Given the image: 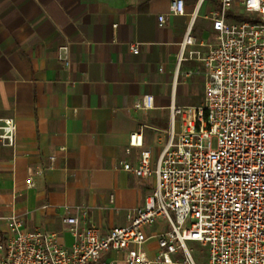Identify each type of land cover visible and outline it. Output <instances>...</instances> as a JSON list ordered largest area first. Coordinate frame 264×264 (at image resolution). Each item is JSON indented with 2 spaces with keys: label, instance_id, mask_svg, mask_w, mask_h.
I'll return each mask as SVG.
<instances>
[{
  "label": "crops",
  "instance_id": "0c3cea01",
  "mask_svg": "<svg viewBox=\"0 0 264 264\" xmlns=\"http://www.w3.org/2000/svg\"><path fill=\"white\" fill-rule=\"evenodd\" d=\"M183 1L185 13L175 15L171 0H0V119L16 125L12 145L0 140V240L16 215L26 231L53 234L69 248L65 217L107 232L143 204L154 177L122 164L137 166L145 150L154 162L170 106H196L204 95V67L190 52L213 40L218 1L204 2L192 22L196 0ZM189 25L194 44L179 62ZM146 95L153 108L136 109ZM140 129L142 146L128 148ZM166 228L160 220L146 233ZM146 247L155 249V240ZM124 257L107 251L98 264H125Z\"/></svg>",
  "mask_w": 264,
  "mask_h": 264
},
{
  "label": "built area",
  "instance_id": "2783aa9c",
  "mask_svg": "<svg viewBox=\"0 0 264 264\" xmlns=\"http://www.w3.org/2000/svg\"><path fill=\"white\" fill-rule=\"evenodd\" d=\"M206 1L196 0L191 22ZM217 1L213 40L201 45L205 51L190 52L204 67L201 104L170 106L167 141L154 162L145 150L137 166L122 164L138 178L154 177L143 204L128 211L127 224L103 232L90 222L80 229L79 218L67 216L63 223L74 242L66 248L53 234L26 231L12 215L10 237L0 240V264H98L107 251L124 252L125 264H196L189 242L206 247V264H264V0ZM169 8L185 13L183 0H171ZM193 44L189 25L179 62ZM130 50L137 54L138 45ZM153 106L150 95L134 105ZM15 133L13 119H0L3 143L12 145ZM142 143V129L129 135L128 148ZM158 220L167 228L147 235ZM151 239L156 247L149 252Z\"/></svg>",
  "mask_w": 264,
  "mask_h": 264
},
{
  "label": "rangeland",
  "instance_id": "374dc122",
  "mask_svg": "<svg viewBox=\"0 0 264 264\" xmlns=\"http://www.w3.org/2000/svg\"><path fill=\"white\" fill-rule=\"evenodd\" d=\"M216 137L211 138V147H216ZM160 221V220H158ZM189 248L192 250V257L196 264H206V254L207 250L206 247L201 246L200 244L196 242H189L188 243ZM146 250L148 251V248L146 247Z\"/></svg>",
  "mask_w": 264,
  "mask_h": 264
}]
</instances>
